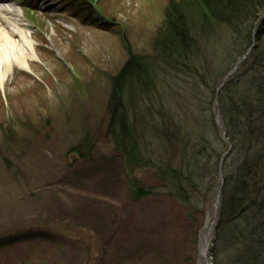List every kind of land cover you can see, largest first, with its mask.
Masks as SVG:
<instances>
[{
	"label": "rangeland",
	"instance_id": "1",
	"mask_svg": "<svg viewBox=\"0 0 264 264\" xmlns=\"http://www.w3.org/2000/svg\"><path fill=\"white\" fill-rule=\"evenodd\" d=\"M12 1L39 58L0 81V264L248 263L264 239V145H227L220 108L264 95V0ZM173 5L197 41L186 62L155 52ZM143 58L147 80L120 97L128 150L110 106ZM256 154L257 186L230 212L225 164Z\"/></svg>",
	"mask_w": 264,
	"mask_h": 264
},
{
	"label": "trees",
	"instance_id": "2",
	"mask_svg": "<svg viewBox=\"0 0 264 264\" xmlns=\"http://www.w3.org/2000/svg\"><path fill=\"white\" fill-rule=\"evenodd\" d=\"M213 1L215 0H207L203 4H206V6L207 5L209 6V2H213ZM216 1H218V5H220V7L223 5L222 10L225 11V5H227L228 9L229 8L236 9L239 7L237 6L238 4L241 5L239 1H241L242 4L245 3V5L248 6L251 4L253 0H238V2L237 0H233V1L216 0ZM179 9H180L179 6H174V5L172 7L167 8V22L164 25L165 28L167 27V30H166L167 33L166 32L163 33L164 35L161 39V42L159 41L157 43L155 52L158 53L160 55L159 57H161L163 60H171V59L179 58L178 60H183V62H186L187 55L185 56L184 52L186 54L191 53L193 48L197 46V41L194 35L192 34V31L187 26V23H185V20H183V17L181 16V12L179 13ZM212 13H214L212 17L218 18L219 16L218 12H212ZM177 51L179 52L178 55L176 54ZM143 59H135V60L133 59V60H130L126 64V67L123 70L124 72L116 80L117 84L114 88V94L117 96V99H115L116 100L115 104H111L110 106L112 107L111 108L112 109L111 110L112 111V122H113L112 126H115L116 130H114V132L117 133L115 134V137L117 138L118 142L120 141V143L126 141V143L129 144L128 150H130V145L132 149L135 148L133 145L134 140L132 139L133 133L131 130L132 127H131L127 114L121 115L122 113H120V109H121L119 106L120 97L126 88V84H128L130 79L132 80L133 77L136 78L134 80L135 81L134 84L140 85L142 83L141 80H143V82L147 80L149 75L146 72L148 71L147 68L150 63L147 60L145 59L143 60ZM117 87L119 88L117 89ZM226 90L227 89H225V92ZM261 92L264 93V89ZM240 98L241 99L237 100V102L235 101L236 100L235 98V100L233 99L231 101L233 103L229 102L228 105H226V103L222 104L220 108V110L222 111L223 117H224L225 124L230 125L229 128L227 127L228 132L226 136L228 138L227 139L228 142H226V144L227 145L232 144L231 146H233V148L238 150L239 148L242 147V145L245 146L246 143H244V140L248 139L249 141L250 136L254 135L255 139H257L259 143L264 145V131H261L262 128L260 129L258 128L259 127L258 123L262 124L264 122L262 121L264 120L263 119L264 118V105H263L264 95L262 98L260 96L259 98H256L254 100H252L253 99L252 97L249 98L248 94L247 95L242 94ZM239 107L241 108L240 110L238 109ZM259 113H261V115H259ZM122 145L124 144L122 143ZM126 149L127 148L125 147V151ZM134 153H135V156H137L136 149ZM258 155L256 154V156L254 155L248 156L247 159L244 160V162L240 161L241 163L240 165L238 164V161L232 162L231 165H229V167H231V171L229 173L226 170L227 164H225L226 188L230 187L231 183H233L231 186V188L233 189L232 193L230 192L231 197H232V201H231L232 206H228V210L230 212L234 211L237 213H243L244 204L240 205V203L244 201H241L242 200L241 195L243 197L244 195L246 196L247 193L249 192L248 191L249 187H252L254 189V187L257 186L255 181L250 180V178L247 175V171L251 170L252 167L255 168L256 166H259L260 163L258 162L257 164V158H256ZM236 166L238 167L237 169H236ZM246 169L248 170L245 172ZM230 173L233 175V178L229 176ZM190 177H191L190 182L194 181L192 176ZM193 183L196 184L195 181ZM134 188H135L134 192L137 194H140V196L142 197L150 194V192L146 191V189H144L143 187L139 185L134 186ZM260 192H262L261 189L259 190V193ZM254 202H257V200L256 201L252 200V203ZM260 203H264V196H262V200L260 201ZM260 242L261 243L259 245L262 247H260V249L257 248V250H255L256 252H253L255 253L254 255H252L253 254L252 252L249 254V256L251 255L252 256L249 258V261L246 264L257 263V259H258L256 257L257 252L262 253L263 257L261 256V259L264 262V239L260 240ZM262 261L260 262L263 263Z\"/></svg>",
	"mask_w": 264,
	"mask_h": 264
},
{
	"label": "bare ground",
	"instance_id": "3",
	"mask_svg": "<svg viewBox=\"0 0 264 264\" xmlns=\"http://www.w3.org/2000/svg\"><path fill=\"white\" fill-rule=\"evenodd\" d=\"M28 24L18 6L0 0V81L3 83L15 67L31 69V61L39 58Z\"/></svg>",
	"mask_w": 264,
	"mask_h": 264
},
{
	"label": "water",
	"instance_id": "4",
	"mask_svg": "<svg viewBox=\"0 0 264 264\" xmlns=\"http://www.w3.org/2000/svg\"><path fill=\"white\" fill-rule=\"evenodd\" d=\"M221 192V191H220ZM220 192H219V195H220ZM213 226H214V217H213V222H212V225H211V227L209 228V231L211 232L212 231V229H213Z\"/></svg>",
	"mask_w": 264,
	"mask_h": 264
}]
</instances>
